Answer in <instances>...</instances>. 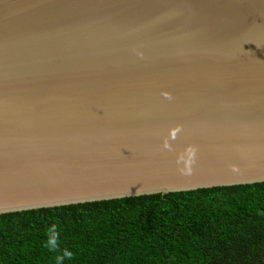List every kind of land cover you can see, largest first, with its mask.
<instances>
[{"label": "water", "instance_id": "obj_1", "mask_svg": "<svg viewBox=\"0 0 264 264\" xmlns=\"http://www.w3.org/2000/svg\"><path fill=\"white\" fill-rule=\"evenodd\" d=\"M261 183L264 0H0V215Z\"/></svg>", "mask_w": 264, "mask_h": 264}, {"label": "trees", "instance_id": "obj_2", "mask_svg": "<svg viewBox=\"0 0 264 264\" xmlns=\"http://www.w3.org/2000/svg\"><path fill=\"white\" fill-rule=\"evenodd\" d=\"M0 264H264V183L0 215Z\"/></svg>", "mask_w": 264, "mask_h": 264}, {"label": "clouds", "instance_id": "obj_3", "mask_svg": "<svg viewBox=\"0 0 264 264\" xmlns=\"http://www.w3.org/2000/svg\"><path fill=\"white\" fill-rule=\"evenodd\" d=\"M163 95L165 96V98H167V99H169V100L172 99V96H171L170 93L165 92V93H163Z\"/></svg>", "mask_w": 264, "mask_h": 264}]
</instances>
